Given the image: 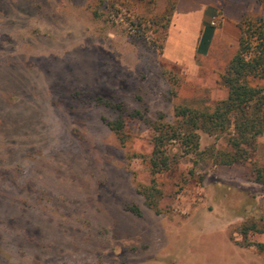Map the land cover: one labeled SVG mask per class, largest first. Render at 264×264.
<instances>
[{
    "label": "rangeland",
    "instance_id": "obj_1",
    "mask_svg": "<svg viewBox=\"0 0 264 264\" xmlns=\"http://www.w3.org/2000/svg\"><path fill=\"white\" fill-rule=\"evenodd\" d=\"M223 1L202 25L216 27ZM238 1L264 16V0ZM201 7L209 10L202 0H0V264H264V232L240 233L264 226V183L253 172L264 167V131L246 160L202 161L192 175L183 157L159 174V213L137 191L149 182L145 119L173 121L176 104L226 97L218 75L237 43L216 30L198 53L187 15ZM76 91L142 117H125L122 142L106 125L114 114ZM210 145L228 147L200 132V148Z\"/></svg>",
    "mask_w": 264,
    "mask_h": 264
},
{
    "label": "trees",
    "instance_id": "obj_2",
    "mask_svg": "<svg viewBox=\"0 0 264 264\" xmlns=\"http://www.w3.org/2000/svg\"><path fill=\"white\" fill-rule=\"evenodd\" d=\"M172 10V9H171ZM171 10L166 13L169 20ZM97 15L96 11H93ZM221 19H217L216 26ZM238 41L234 52L228 59L219 81L227 90L226 97L213 103L191 106L176 104L173 108V121H166L160 115L156 120L145 121L152 129L151 151L147 155L149 182L139 184L137 191L142 195L147 207L159 213L158 201L162 192L157 176L174 169L179 160L188 157L192 162L189 174L202 161L214 164L231 165L246 160L255 148L257 138L264 131V16L243 13L237 22ZM174 81H179L174 76ZM75 96L83 102L103 105L114 115L106 125L124 142L123 128L125 117L141 118L139 110H130L121 101H113L102 95L89 96L83 91H76ZM200 132L214 137H225L227 148L215 145L200 148ZM255 180L264 183V167H254ZM128 211L139 214L135 205L125 207ZM252 232H264V226L256 222L241 225L240 233L244 236ZM264 252V243L256 246Z\"/></svg>",
    "mask_w": 264,
    "mask_h": 264
},
{
    "label": "crops",
    "instance_id": "obj_3",
    "mask_svg": "<svg viewBox=\"0 0 264 264\" xmlns=\"http://www.w3.org/2000/svg\"><path fill=\"white\" fill-rule=\"evenodd\" d=\"M205 7L208 6V11L204 13V7H201L197 10H192L191 12H188L187 17H191L195 15L196 17V27L194 29V32H190V35H194L195 38V48L198 53H205L208 42L210 41V38L213 34H215L216 30L223 38L224 43H231L232 45H235L238 41V28H237V22L240 20L242 14L245 11L244 4L241 1L238 0H224L221 3V21L220 25L216 27H212L209 25L208 19H204L203 25H202V17L204 14L206 17H212L215 14H217L216 10V3L215 0H202ZM182 4V3H181ZM183 12H185L183 10ZM216 17H218L216 15ZM189 19L187 18V21ZM186 20L183 19V22H181V28H183V25H186ZM203 26V27H202ZM180 27V23H179ZM203 28V30L201 29ZM202 30V31H201ZM180 32V30H178ZM182 32V31H181Z\"/></svg>",
    "mask_w": 264,
    "mask_h": 264
},
{
    "label": "built area",
    "instance_id": "obj_4",
    "mask_svg": "<svg viewBox=\"0 0 264 264\" xmlns=\"http://www.w3.org/2000/svg\"><path fill=\"white\" fill-rule=\"evenodd\" d=\"M209 25L214 26V25H215V20H214V19H211V20L209 21Z\"/></svg>",
    "mask_w": 264,
    "mask_h": 264
}]
</instances>
